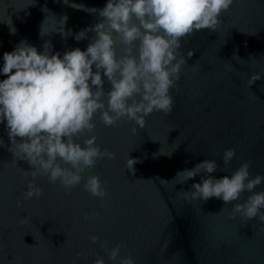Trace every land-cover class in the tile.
Masks as SVG:
<instances>
[{
    "label": "water",
    "instance_id": "water-1",
    "mask_svg": "<svg viewBox=\"0 0 264 264\" xmlns=\"http://www.w3.org/2000/svg\"><path fill=\"white\" fill-rule=\"evenodd\" d=\"M106 3L0 0V68L3 54L21 41L38 52L50 42V54L60 53L61 58L65 51L86 50L94 33L80 42L74 36L99 22L98 12L88 10L103 9ZM62 26L71 35L62 37ZM181 45L186 64L170 89L171 114L154 111L145 117V127L132 135L134 122L122 118L115 127H105L97 113L96 143L116 158L98 160L86 169L70 195L59 182L38 176L43 195L24 201L22 209L16 207L27 190L22 171L31 168L8 151L6 122L0 123V264H73L77 253L76 264H94L97 258L113 264L101 244L108 249L122 244L120 257L131 255L135 264H264V223L233 211V204L243 203L252 193L245 191L226 205L216 198L192 200L184 191L200 177L187 182L182 175L176 177L204 160H216V178L230 177L246 161H251L250 178L264 176V0H233L214 32L194 31ZM116 50L121 55L123 46ZM188 52L194 55L188 58ZM101 76L107 93L111 85ZM4 79L7 76L0 74V82ZM86 138L84 133L76 142L82 144ZM226 149H234L236 155L224 170ZM128 157L138 161L134 173L125 168ZM89 176H99L101 186H106L103 208L83 188ZM253 192H264V182ZM94 212L100 216L82 219ZM26 215L32 216L31 222L18 223ZM92 235L98 237L95 244L88 239Z\"/></svg>",
    "mask_w": 264,
    "mask_h": 264
},
{
    "label": "clouds",
    "instance_id": "clouds-1",
    "mask_svg": "<svg viewBox=\"0 0 264 264\" xmlns=\"http://www.w3.org/2000/svg\"><path fill=\"white\" fill-rule=\"evenodd\" d=\"M232 4L233 0H107L103 9L88 10L98 12L99 22L74 36L80 42L89 32L94 33L86 50L65 51L61 58L60 53L50 54V42H45L43 51L38 52L35 46L21 41L13 51L5 52L0 74L7 79L0 82V123L6 122L11 143L8 151L15 160L26 161L31 168L21 170L27 190L22 200L16 201V207L22 209L24 201L43 195V188L36 184L38 176H46L52 184L59 182L65 195H70L71 189L81 183L86 169L95 167L98 160L116 158L114 152L101 150L96 143L93 118L97 113L105 127H115L122 118L134 122L132 135L145 127V117L154 111L170 115L174 104L170 89L176 87L186 64L179 51L181 41L201 29L214 32L222 12ZM70 6L82 10V6ZM59 34L63 37L71 32L65 33L62 26ZM118 45L123 46L119 56ZM186 55L191 58L194 53ZM101 73L111 85L107 93L103 91L105 81ZM84 133L88 138L77 143L76 138ZM235 155L234 149L224 151V170ZM137 162L128 157L125 168L134 173ZM250 166L251 161L243 162L230 177L216 178L212 175L219 168L216 160H204L178 172L176 177L182 175L184 182L200 177L199 183L184 191L185 197L192 200L206 202L216 198L226 205L238 201L245 191L252 193L243 203L233 204V211L264 223V192H253L264 182V176L250 178ZM83 188L101 201V208L105 206L106 186H101L99 176H89ZM99 216V212H94L82 219L89 221ZM31 220L32 216L26 215L18 223ZM88 239L93 244L98 241L95 235ZM101 247L113 264H135L131 255L120 257L122 244L111 249L106 244ZM79 258L77 253L73 264ZM94 264H104V260L97 258Z\"/></svg>",
    "mask_w": 264,
    "mask_h": 264
}]
</instances>
